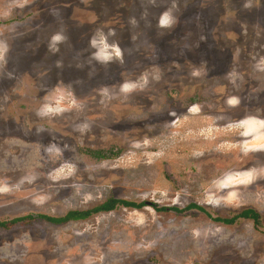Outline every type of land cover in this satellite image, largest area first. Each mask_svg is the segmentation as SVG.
<instances>
[{
    "label": "rangeland",
    "instance_id": "374dc122",
    "mask_svg": "<svg viewBox=\"0 0 264 264\" xmlns=\"http://www.w3.org/2000/svg\"><path fill=\"white\" fill-rule=\"evenodd\" d=\"M105 1L0 0V264H264V0Z\"/></svg>",
    "mask_w": 264,
    "mask_h": 264
},
{
    "label": "trees",
    "instance_id": "16d2710c",
    "mask_svg": "<svg viewBox=\"0 0 264 264\" xmlns=\"http://www.w3.org/2000/svg\"><path fill=\"white\" fill-rule=\"evenodd\" d=\"M95 156H97L100 159H103V158L106 159L107 158L106 156H104L103 154H100V153L99 154L96 153ZM121 207L135 209V210H141V209L146 208V207H153L157 212H167V213L168 212L183 213V212H186L188 210L197 209L203 213H206V211L203 208H201L197 205H191L189 208H187L185 210H181L179 208L158 207L157 205L149 204L147 202L136 203V202L124 201V200L111 198V199L107 200L105 203H103L102 205H100V206H98L92 210L69 212L64 217H60V218L49 217V216H39L38 218L47 220L48 222H50L54 225H62V224H67L69 222L85 221V220L90 219L94 215H97L100 213H110V212H113V211H115ZM206 214L210 219H212L210 214H208V213H206ZM34 218L35 217H33V216H28L25 218L16 219V220L12 221V223L18 224V223H22L25 221H30ZM239 219H249V220H253L256 224L260 223L259 222L260 216L254 210L244 211V212L238 214L236 217H233L232 219H229V220H224V219H220V218L213 219V220L216 222H222V223L227 224V225H232ZM3 225H4L3 223L2 224L0 223V228H2Z\"/></svg>",
    "mask_w": 264,
    "mask_h": 264
},
{
    "label": "flooded vegetation",
    "instance_id": "af4514ba",
    "mask_svg": "<svg viewBox=\"0 0 264 264\" xmlns=\"http://www.w3.org/2000/svg\"><path fill=\"white\" fill-rule=\"evenodd\" d=\"M123 1H124V4H125L126 0H123ZM127 1H128V3L130 5H132L133 3H136V0H127ZM86 3H87V5H86L84 11L87 14H90V13H94L93 8L91 7L90 4H93V6H94V4H98V3L100 5H104L106 3V1L104 0V3L102 4V3H100V0H86ZM103 9L104 8L102 7L101 10H100L101 12L99 11V12L96 13L97 14V18L96 19H93L92 22H86L87 30L85 31V34L88 33L91 37H95V35H97V34L99 35V33H100V36H103V35L107 36L113 31V29H111V27H109L110 22H111V18H105V15H103V13H104ZM168 10L169 9H166V11H168ZM166 11L162 10V12L160 14V17L158 19V27L159 28L164 27V25L166 23V21H165V19L167 18L166 14H165ZM99 25H103V28L99 29L98 28ZM83 34H84V32H83Z\"/></svg>",
    "mask_w": 264,
    "mask_h": 264
}]
</instances>
